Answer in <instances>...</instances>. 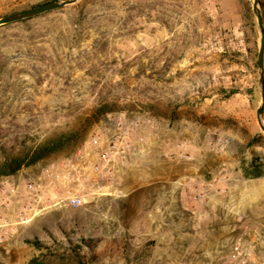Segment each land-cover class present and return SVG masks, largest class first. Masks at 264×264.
I'll use <instances>...</instances> for the list:
<instances>
[{"label": "rangeland", "instance_id": "1", "mask_svg": "<svg viewBox=\"0 0 264 264\" xmlns=\"http://www.w3.org/2000/svg\"><path fill=\"white\" fill-rule=\"evenodd\" d=\"M51 1L0 0V19ZM253 2L83 0L0 26V157L2 148L17 154L73 131L81 139L0 185L61 165L120 114L152 120L149 130L167 148V179L237 185L253 159L264 163V140L251 144L264 136ZM104 102L117 111L90 123ZM153 158L141 154L140 161L157 163ZM139 169L134 178L161 176L157 166ZM93 203L52 208L27 225L1 212L0 264H149L143 233L114 221L100 231Z\"/></svg>", "mask_w": 264, "mask_h": 264}, {"label": "crops", "instance_id": "2", "mask_svg": "<svg viewBox=\"0 0 264 264\" xmlns=\"http://www.w3.org/2000/svg\"><path fill=\"white\" fill-rule=\"evenodd\" d=\"M140 137L143 143H139ZM101 149L83 154L76 164L84 172L71 181L86 202H94L100 231L111 221L141 231L152 247L149 264H183V258L188 257L190 264H234L230 256L236 245L255 259L259 246L264 245L256 235L264 234V189L257 187L264 185V176L250 178L243 172L237 185L232 179H167L165 169L170 160L165 158L166 145L146 129L134 133L128 158L115 160L111 173L103 178L91 171ZM141 154L154 157L157 163L140 161ZM145 166H157L161 176L134 178ZM71 175L75 178L77 174ZM195 188L205 193L202 203L189 198Z\"/></svg>", "mask_w": 264, "mask_h": 264}, {"label": "built area", "instance_id": "3", "mask_svg": "<svg viewBox=\"0 0 264 264\" xmlns=\"http://www.w3.org/2000/svg\"><path fill=\"white\" fill-rule=\"evenodd\" d=\"M151 125L152 120L146 115L130 118L120 114L109 117L101 135L94 136L61 165H52L40 176L24 183L0 185V213L10 212L15 217V225H27L52 208L83 207L86 203L84 195L71 185L72 179H80L84 172L76 162L90 149L102 147L96 162L91 165V171L100 177H107L115 160L128 158L133 148L134 133L149 129ZM138 141L143 143L144 138L140 137ZM72 172L77 174L75 178L71 175ZM118 195L122 196L123 193L119 192ZM189 198L193 202L202 203L205 193L202 189L195 188ZM5 224L8 225L6 222ZM256 235L264 244V234L259 232ZM230 258L234 264H264V245L259 246L254 260L239 245L233 248Z\"/></svg>", "mask_w": 264, "mask_h": 264}, {"label": "trees", "instance_id": "4", "mask_svg": "<svg viewBox=\"0 0 264 264\" xmlns=\"http://www.w3.org/2000/svg\"><path fill=\"white\" fill-rule=\"evenodd\" d=\"M31 19V18H30ZM29 20V19H26ZM23 20V21H26ZM116 103L104 102L98 105L89 117L90 123H99L108 115L116 112ZM77 131L64 133L49 138L29 150L20 151L12 154L6 148H2L0 157V179L16 176L22 169L39 165L55 155L66 152L78 145L81 141ZM259 139L264 140V136L254 137L251 144H255ZM264 145V143H262ZM245 175L250 178L264 176V163L258 158L251 161L246 168Z\"/></svg>", "mask_w": 264, "mask_h": 264}, {"label": "water", "instance_id": "5", "mask_svg": "<svg viewBox=\"0 0 264 264\" xmlns=\"http://www.w3.org/2000/svg\"><path fill=\"white\" fill-rule=\"evenodd\" d=\"M83 0H55L29 10L15 12L0 19V26L19 22L22 20L34 18L48 12L62 9L66 6L76 4ZM253 10L257 18L258 29L260 32V45L258 52V69H259V85L262 95V102L257 110V120L261 130L264 132V16L262 3L260 0H254Z\"/></svg>", "mask_w": 264, "mask_h": 264}]
</instances>
